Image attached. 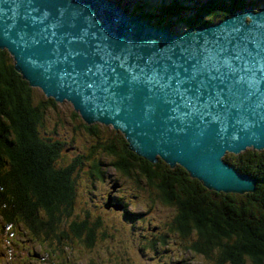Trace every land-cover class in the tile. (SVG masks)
Here are the masks:
<instances>
[{
    "label": "water",
    "instance_id": "water-1",
    "mask_svg": "<svg viewBox=\"0 0 264 264\" xmlns=\"http://www.w3.org/2000/svg\"><path fill=\"white\" fill-rule=\"evenodd\" d=\"M0 50L29 87L137 157L216 193L254 190L223 157L264 151V5L178 33L114 0H0ZM103 207L121 210L109 195Z\"/></svg>",
    "mask_w": 264,
    "mask_h": 264
},
{
    "label": "trees",
    "instance_id": "trees-1",
    "mask_svg": "<svg viewBox=\"0 0 264 264\" xmlns=\"http://www.w3.org/2000/svg\"><path fill=\"white\" fill-rule=\"evenodd\" d=\"M114 1L121 5V0ZM184 2L171 0L162 3L155 13L140 16L146 22L171 30L176 24L170 20L173 18L181 17L187 28L198 27L214 23L215 19L220 21L245 7L258 10L264 5V0ZM138 10L129 12L124 7L130 14H138ZM184 14L188 17L183 18ZM37 90L29 87L14 70L12 58L0 50V236L17 233L28 243L51 248V253L54 244L64 245L63 241L69 244L74 239L91 246L99 222L67 221L72 213L78 170L86 164L91 179L103 178L104 164L99 159H90L94 151L100 150L113 158L109 166L115 171L124 177H140V189L142 181L147 188L157 191L156 198L163 205L174 209L169 231L188 243L185 250L211 264H246V261L264 264V151L247 150L223 157L240 174L256 181L251 193L241 195L205 189L179 166L170 169L159 159L152 164L137 157L127 149L121 134L115 135V145L106 139L94 145L87 156L65 161L66 151L74 149L72 141L61 136V119L48 126V116L56 105L52 99L39 97ZM82 123L74 129L99 137L95 126ZM107 197L108 194L102 207ZM112 204L119 205L113 200ZM64 223H68L67 230L62 228ZM2 242L9 244L5 247L11 253L10 259L22 258L19 253L13 254L16 242L11 238ZM45 255L44 260L47 252Z\"/></svg>",
    "mask_w": 264,
    "mask_h": 264
},
{
    "label": "rangeland",
    "instance_id": "rangeland-1",
    "mask_svg": "<svg viewBox=\"0 0 264 264\" xmlns=\"http://www.w3.org/2000/svg\"><path fill=\"white\" fill-rule=\"evenodd\" d=\"M171 0H121V6L129 12L139 9L141 13H155L162 3ZM183 1L184 0H179ZM184 4L190 3L184 2ZM191 14L188 13V16ZM182 15L183 18L188 17ZM230 16V15H229ZM142 19V17H141ZM143 20V19H142ZM176 23L172 32H183L187 29L181 17L170 19ZM219 22L218 19L213 21ZM38 96L43 97L39 90ZM55 110L50 113L48 126H53L57 118L61 119L59 132L66 141H72L74 149L66 151L63 160L68 161L76 156H87L90 149L106 139H111L115 145L116 136L120 133L114 132L109 126L92 124L95 126L99 137L85 134L82 129H74L82 121L71 105L67 102L55 103ZM72 114H75L74 117ZM83 124V123H82ZM120 136V135H119ZM249 150V149H247ZM245 150V151H247ZM231 155V154H226ZM90 159H99L102 167V180L91 179L88 175L87 165L78 170L75 176V199L72 206L70 220H87L89 224L99 222L91 246H87L81 240L74 239L69 244L53 245L55 254L47 249L40 248L33 243H28L19 234H3L0 236V264H211V261L184 249L188 244L181 241L176 234L169 231L168 224L175 215L172 207L163 205L156 197L152 187H146L141 181L142 188L138 183L140 177H124L115 171L109 163L113 158L106 153L96 150ZM88 163V162H86ZM113 183L118 184L114 191L110 190ZM108 194L111 198L119 199V206L126 208L134 214L133 217H123L121 210L108 211L102 207L104 196ZM121 203V204H120ZM68 223H64L63 229H68ZM157 227L156 234L150 230ZM148 229V230H146ZM152 235L155 239L149 237ZM161 235L164 237L162 242ZM11 238L17 243L13 248V254H20L22 258L10 259V251L2 242L3 239ZM193 239V235L190 237ZM152 240L153 248L148 245ZM65 246V247H64ZM47 252V259L45 253ZM42 258V259H41ZM9 261V262H8ZM179 262V263H178ZM246 264H250L246 261Z\"/></svg>",
    "mask_w": 264,
    "mask_h": 264
},
{
    "label": "flooded vegetation",
    "instance_id": "flooded-vegetation-1",
    "mask_svg": "<svg viewBox=\"0 0 264 264\" xmlns=\"http://www.w3.org/2000/svg\"><path fill=\"white\" fill-rule=\"evenodd\" d=\"M112 200H113V202H115V203L121 202L119 199H116V198H112ZM120 204H121V203H120ZM124 206H125V205H124ZM124 206H123V208H125ZM108 211H113V210H108ZM125 212H126V213H125ZM119 213H120V215H122L123 217H126V216L129 217V215H128L127 213L132 214V212H128L127 210L124 211L123 209H122ZM156 229H157V227H154V231H152V230H150V229H149V231H150L152 234H156ZM146 230H148V229H146ZM149 237H150V239H151V238L155 239V237H153L152 235H149ZM161 240H162V241L164 240V237H163L162 235H161ZM151 241H152V240L148 241V245L150 244L149 246H151V248H153L154 245H151V244H152ZM92 244H93V243H92Z\"/></svg>",
    "mask_w": 264,
    "mask_h": 264
},
{
    "label": "bare ground",
    "instance_id": "bare-ground-1",
    "mask_svg": "<svg viewBox=\"0 0 264 264\" xmlns=\"http://www.w3.org/2000/svg\"><path fill=\"white\" fill-rule=\"evenodd\" d=\"M42 259V258H41ZM9 262V261H8Z\"/></svg>",
    "mask_w": 264,
    "mask_h": 264
}]
</instances>
